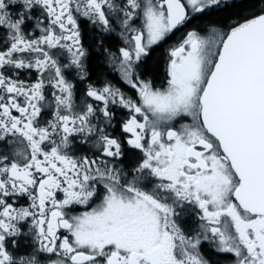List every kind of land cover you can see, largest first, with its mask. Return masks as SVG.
Masks as SVG:
<instances>
[{
    "label": "snow or ice",
    "instance_id": "obj_1",
    "mask_svg": "<svg viewBox=\"0 0 264 264\" xmlns=\"http://www.w3.org/2000/svg\"><path fill=\"white\" fill-rule=\"evenodd\" d=\"M0 264H264V0H0Z\"/></svg>",
    "mask_w": 264,
    "mask_h": 264
}]
</instances>
